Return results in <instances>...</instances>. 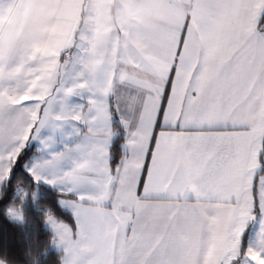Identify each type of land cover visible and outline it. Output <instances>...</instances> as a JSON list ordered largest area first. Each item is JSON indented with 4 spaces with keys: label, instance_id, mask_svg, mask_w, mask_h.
Here are the masks:
<instances>
[{
    "label": "snow or ice",
    "instance_id": "1",
    "mask_svg": "<svg viewBox=\"0 0 264 264\" xmlns=\"http://www.w3.org/2000/svg\"><path fill=\"white\" fill-rule=\"evenodd\" d=\"M143 4L162 22L89 29L64 0L0 40V181L39 145L63 264H264V0Z\"/></svg>",
    "mask_w": 264,
    "mask_h": 264
},
{
    "label": "trees",
    "instance_id": "2",
    "mask_svg": "<svg viewBox=\"0 0 264 264\" xmlns=\"http://www.w3.org/2000/svg\"><path fill=\"white\" fill-rule=\"evenodd\" d=\"M123 143L122 137L113 142L116 162L123 155L120 147ZM35 151L32 145L21 153L0 189V259L7 264H62L63 253L52 246L54 233L47 227L46 218L54 215L75 228L72 214L60 204L64 194L37 182L27 171L26 163ZM20 188L25 192L23 198L19 195ZM10 205L21 210L23 223L8 216Z\"/></svg>",
    "mask_w": 264,
    "mask_h": 264
},
{
    "label": "clouds",
    "instance_id": "3",
    "mask_svg": "<svg viewBox=\"0 0 264 264\" xmlns=\"http://www.w3.org/2000/svg\"><path fill=\"white\" fill-rule=\"evenodd\" d=\"M64 0H0V40L8 36L16 44L43 40L54 22L53 10ZM81 20L89 29L101 25L131 28L162 22L143 0H79ZM48 220V217L46 218ZM0 264L7 261L0 259ZM63 264V260H62Z\"/></svg>",
    "mask_w": 264,
    "mask_h": 264
},
{
    "label": "crops",
    "instance_id": "4",
    "mask_svg": "<svg viewBox=\"0 0 264 264\" xmlns=\"http://www.w3.org/2000/svg\"><path fill=\"white\" fill-rule=\"evenodd\" d=\"M167 91L169 92V94H170V87L167 89ZM165 107H166V102H165ZM159 120H160V122L162 123V115L159 117ZM161 129H159V128H157L155 131H156V133H157V135H158V133H159V131H160ZM165 130H170V129H165ZM176 131H179V129H175ZM34 147H35V149H36V151L33 153V155H32V158H34L35 156H37V155H39V152H38V150H37V148H36V146H35V144H32ZM32 145H30V146H32ZM152 147H154V144L152 145ZM31 158V159H32ZM30 159V160H31ZM29 160V161H30ZM28 161V162H29ZM148 163H150V157H149V159H148V161H147ZM26 169H27V167H26ZM27 171H28V169H27ZM29 172V171H28ZM9 177V176H8ZM7 177V178H8ZM6 178V179H7ZM5 179V180H6ZM143 179H146V172L145 173H143L142 174V180ZM4 180V181H5ZM4 181H0V189H1V186H2V184H3V182ZM37 182H39V183H44V184H47V185H50V186H52L53 188H55L56 190H58V191H60L61 192V190H60V186L59 185H53V184H50V183H47L45 180H40V181H37ZM142 190H143V186H142V184L138 187V193H140V192H142ZM64 198V197H63ZM63 198H61L60 199V204H61V206L65 209V210H67V211H69L71 214H72V216H73V211H72V209H71V207H69L68 205H65V204H62L61 203V200L63 199ZM49 216V215H48ZM51 216H54V215H51ZM55 217V216H54ZM74 218V217H73ZM57 219V221L58 222H64V221H62V220H59L58 218H56ZM49 220H47V227L49 228ZM64 223H66V222H64ZM68 224V223H67ZM53 228V227H52ZM52 231H53V233H54V239H55V237H56V233H55V231H54V229H52ZM52 246H53V248L54 249H56V250H58V251H61L62 253H63V256H64V249H63V246H58L55 242H54V240H53V244H52Z\"/></svg>",
    "mask_w": 264,
    "mask_h": 264
},
{
    "label": "rangeland",
    "instance_id": "5",
    "mask_svg": "<svg viewBox=\"0 0 264 264\" xmlns=\"http://www.w3.org/2000/svg\"><path fill=\"white\" fill-rule=\"evenodd\" d=\"M33 144H35L36 148L38 149L39 145L36 144L35 142ZM19 195H21L22 198L25 196V192H24V189L23 188H20ZM14 212H18V215L13 214ZM7 214L14 221H17L19 223H23L24 222L23 214H22L21 210L18 207H16V206L10 205L8 207V209H7ZM54 218L56 219V217H54ZM49 229L50 230L53 229L52 226H51V223H49Z\"/></svg>",
    "mask_w": 264,
    "mask_h": 264
}]
</instances>
